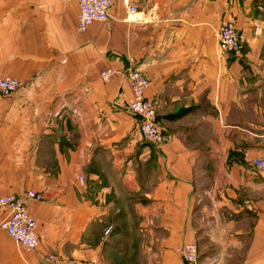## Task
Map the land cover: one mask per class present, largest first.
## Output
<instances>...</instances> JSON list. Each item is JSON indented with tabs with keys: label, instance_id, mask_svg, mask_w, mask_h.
Masks as SVG:
<instances>
[{
	"label": "crops",
	"instance_id": "crops-1",
	"mask_svg": "<svg viewBox=\"0 0 264 264\" xmlns=\"http://www.w3.org/2000/svg\"><path fill=\"white\" fill-rule=\"evenodd\" d=\"M250 3L114 0L81 32L75 0H0V73L21 82L0 95V195L43 196L28 204L38 251L0 228V264L48 252L62 264H187V242L198 264H264V168L253 163L264 159V18L247 16ZM222 19L242 38L228 56ZM132 63L150 80L161 145L126 108ZM119 236L126 253L113 252Z\"/></svg>",
	"mask_w": 264,
	"mask_h": 264
},
{
	"label": "built area",
	"instance_id": "built-area-1",
	"mask_svg": "<svg viewBox=\"0 0 264 264\" xmlns=\"http://www.w3.org/2000/svg\"><path fill=\"white\" fill-rule=\"evenodd\" d=\"M70 1V0H67ZM79 5L78 30L85 32L89 26L96 22H105L110 18V9L114 0H75ZM259 31L256 27L255 33ZM217 48L221 55L228 56L242 47L240 30L233 19H222L215 32ZM133 61V59H132ZM113 69L102 72L104 80L114 74ZM126 77L131 87V96L126 102V108L139 119V131L148 141L161 145L167 140L162 127L157 121V106L155 101L147 96L150 86L148 77L133 63L126 69ZM21 82L18 78L0 73V95L10 96L17 93ZM254 165L264 168V159H255ZM83 180V177H80ZM42 193L34 189L24 194L0 195V228L3 229L26 252H35L40 245L41 237L38 233V224L35 216L30 212V201H40ZM187 264H198L199 250L195 242H187L177 249ZM54 263L52 256L46 258ZM97 260H94L96 264Z\"/></svg>",
	"mask_w": 264,
	"mask_h": 264
},
{
	"label": "rangeland",
	"instance_id": "rangeland-1",
	"mask_svg": "<svg viewBox=\"0 0 264 264\" xmlns=\"http://www.w3.org/2000/svg\"><path fill=\"white\" fill-rule=\"evenodd\" d=\"M249 1H251V3L249 4V7H248V15L247 16L254 21L256 19H259L262 17L264 18V0H249ZM115 232H116L115 227H113L111 225V223H109V225L107 224V226L103 229V232H102V238L101 239H102L103 244L110 243V241H111L110 238H111L112 234H114ZM118 239L120 241V244L119 245L115 244L117 246V248H115L113 250V252H121V253L124 252V253H126V251H125L126 239L121 238L122 240H120V236L118 237ZM113 241H114V239H112L111 242H113ZM40 244H41V241H40ZM39 247H40V245L38 246V249H39ZM38 249H37V251H38ZM42 256L43 257L45 256L46 258L52 256L54 259V264H62V263H60V262H62L61 261L62 259H60V257L56 256L53 252H48ZM97 258H96V260H97L96 264H102V263L103 264H120L119 262L116 263V261H114V260L109 261L110 259H107L108 260L107 261L104 258H102L101 255H98ZM86 261H88V264H95L94 260H92L90 258H88ZM137 264H139V263H137Z\"/></svg>",
	"mask_w": 264,
	"mask_h": 264
},
{
	"label": "water",
	"instance_id": "water-1",
	"mask_svg": "<svg viewBox=\"0 0 264 264\" xmlns=\"http://www.w3.org/2000/svg\"><path fill=\"white\" fill-rule=\"evenodd\" d=\"M42 264H52L50 261H44Z\"/></svg>",
	"mask_w": 264,
	"mask_h": 264
}]
</instances>
